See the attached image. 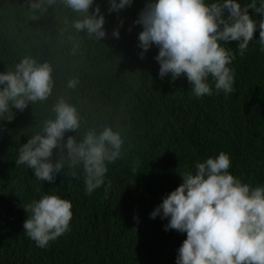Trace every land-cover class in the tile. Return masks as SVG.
Segmentation results:
<instances>
[{"label": "trees", "instance_id": "1", "mask_svg": "<svg viewBox=\"0 0 264 264\" xmlns=\"http://www.w3.org/2000/svg\"><path fill=\"white\" fill-rule=\"evenodd\" d=\"M146 2L132 0L131 6L109 12V0H94L90 12L100 5L107 31L98 41L73 27L84 14L63 0L40 10L30 8L32 0H0V72L14 71L27 56L50 63L55 82L46 101L0 116V264H177L187 234L166 230L170 218L162 213L150 214L183 183L182 175L195 174L197 163L224 152L231 158L230 173L264 187L259 28L243 55L239 41L222 42L235 57L229 65L234 90L217 92L210 75L212 94L197 97L186 76L161 78L158 47L141 58L143 27L135 21ZM238 2L243 7L253 0ZM262 2L255 0L257 8ZM249 14L257 23L264 19L253 9ZM116 29L119 38L112 34ZM72 79L78 81L74 89L68 88ZM61 97L81 116L80 129L66 133L65 140L69 135L82 140L88 130L105 126L124 138L121 157L107 163L105 182L91 195L86 194L82 164L73 168L65 161L55 181L48 182L16 163L23 144L55 117L52 108ZM52 194L72 203L73 216L67 232L39 247L24 232L31 215L24 204Z\"/></svg>", "mask_w": 264, "mask_h": 264}, {"label": "clouds", "instance_id": "2", "mask_svg": "<svg viewBox=\"0 0 264 264\" xmlns=\"http://www.w3.org/2000/svg\"><path fill=\"white\" fill-rule=\"evenodd\" d=\"M63 2L72 11L84 14L73 21L78 32L98 41L106 37L105 16L99 4L90 12L94 0ZM54 3L32 0L30 8L40 10ZM109 3L108 11L112 12L131 6L132 0ZM249 9L264 15V2L257 8L255 0L243 7L238 0H147L135 21L143 27L138 35L141 58L155 45L161 78L171 74L174 81L186 76L194 94L201 97L212 94L207 82L211 75L217 92L231 93L234 73L229 65L235 57L222 42L239 41L238 50L243 55L259 28V42L264 45V19L257 23ZM112 34L119 38L120 32L116 29ZM54 83L50 63L24 57L14 71L0 72V116L13 108L23 111L30 103L46 101ZM77 83L70 80L68 88L74 89ZM52 111L55 117L44 122L42 133L23 144L16 163L26 164L37 179L48 182L55 181L65 161L73 168L82 164L86 194L91 195L104 184L107 163L121 157L124 138L105 126L99 132L96 128L88 130L82 140L72 135L65 140L66 133L80 129V113L63 97ZM230 167L231 158L224 152L197 163L196 173L182 175L183 183L150 214L155 218L162 213L163 218H170L166 230L187 234L178 249L177 264H264V187L243 182L229 172ZM24 208L31 213L24 222V232L39 247H46L69 230L73 212L67 199L45 195L24 204Z\"/></svg>", "mask_w": 264, "mask_h": 264}]
</instances>
